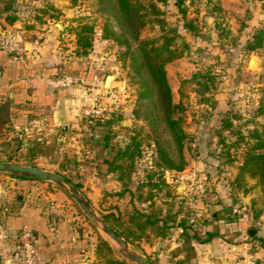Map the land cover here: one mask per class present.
<instances>
[{"label": "rangeland", "instance_id": "obj_1", "mask_svg": "<svg viewBox=\"0 0 264 264\" xmlns=\"http://www.w3.org/2000/svg\"><path fill=\"white\" fill-rule=\"evenodd\" d=\"M151 1L154 6L150 0H142L145 24L138 39L124 26L115 0H14L0 16V27L10 23L13 27H53L60 31L58 49L68 60L86 61L105 74H115L107 87L104 77H98L96 87L115 99L114 110L129 111L119 112L118 120H126L129 133L139 141L140 154L131 182L142 184L139 195L152 196L153 206L160 207L159 217L172 225V232L179 231L180 237L185 232L207 237L206 221L215 211L228 207L231 214L246 222L245 237L264 244V191L254 177L245 174L243 179L237 178L241 150L230 145L240 133L247 139L249 129L262 118L258 110L264 99V43L248 50L246 41L257 28L264 27V0H185L184 14L175 0ZM82 21L93 27L92 47L86 55H76L75 36L65 27ZM39 34L32 36L41 41L45 36ZM164 35L173 36V46L181 51L180 57L166 64L177 104L174 115L181 116L187 133L181 169L158 162L159 147L175 163L181 160L155 92H146L151 82L138 50L140 39L158 43ZM252 57L256 63L250 61ZM227 121L230 125L225 128ZM230 152L235 155L233 160ZM48 158L46 163L51 164V156ZM54 169L62 172L59 166ZM73 201L82 213L81 226L92 231L96 239L106 238L115 256L131 262L120 245ZM123 201V222L135 225L128 214L136 206L128 195ZM158 230L151 228L127 241L128 247L144 254L152 264H167L170 252H155Z\"/></svg>", "mask_w": 264, "mask_h": 264}, {"label": "crops", "instance_id": "obj_2", "mask_svg": "<svg viewBox=\"0 0 264 264\" xmlns=\"http://www.w3.org/2000/svg\"><path fill=\"white\" fill-rule=\"evenodd\" d=\"M13 1L0 0V16L5 15ZM13 26L10 23L0 27V160L31 163L57 171L54 168L60 167L59 162L51 160L47 164L49 156L33 151L35 144H52L53 151L61 155L70 149L81 180L79 190L97 213H125L126 195L132 205L147 209L136 191L134 176L130 190L123 191L117 173L108 169L121 137L129 133L124 128L126 120H118L119 112L128 114L127 108H117L106 115L104 120L109 127L102 124V119H80L81 106L100 90L96 87L99 76L68 75L74 79L70 87L52 88L47 82L51 71L69 61L58 49L60 31L53 27ZM33 33L45 37L40 41L33 38ZM111 97L106 91L105 100L115 103ZM75 122L78 127H71ZM25 149L28 151L22 153ZM214 214L206 221L205 231L207 224L214 222ZM243 221L242 217L238 221L223 219L225 232L204 241L190 235L188 250L184 233L180 237L175 230L168 238L157 236L155 252L160 255L170 252L171 262L167 264L257 261L262 243L245 237L248 231ZM81 224L82 213L61 186L49 180L0 171V264H24L20 234L26 229L32 234L34 264H102L95 252L96 235ZM260 259L264 264V253Z\"/></svg>", "mask_w": 264, "mask_h": 264}, {"label": "trees", "instance_id": "obj_3", "mask_svg": "<svg viewBox=\"0 0 264 264\" xmlns=\"http://www.w3.org/2000/svg\"><path fill=\"white\" fill-rule=\"evenodd\" d=\"M115 2L124 26L128 28L135 39H138L139 31L145 24V13L143 11V8H145L144 3L142 0H115ZM150 2L151 5L154 6V3L151 0ZM184 2L185 0H175V4L183 14L185 13ZM65 28L68 31L73 32L75 36V47L73 49L75 54L86 55L92 47V25L87 21H82L75 27ZM172 41L173 36L171 35H164L162 41L158 43L140 39L138 42V50L142 58V65L146 67L151 82V85H146V92L149 93L151 89L155 92L157 103L160 106L165 119L166 127L177 144L181 160L180 163H175V161L168 155V152L159 147L161 160L158 159V162L167 168L181 169L184 165L182 150L187 133L181 125V116L174 115L177 104L172 98L171 86L166 69V64L169 61L181 56V51L173 46ZM263 43L264 27H260L257 28L253 32L251 38L246 41V48L248 50H254L261 47ZM65 74L82 77H93L95 75L99 77L105 76V73L100 68L94 67L91 63L76 60H69L61 65H56L51 71L52 76ZM258 114L262 118L261 120L256 121L253 127L249 129L246 134L247 139H245V135L240 133L239 138L237 137L230 145L235 144V148L241 150V162L237 178L243 179L245 174L254 177L260 183L264 191V99L259 104ZM101 122L107 127L110 126L104 119H102ZM229 125L230 122L227 121L226 125L223 126L228 128ZM124 128L126 129L127 127ZM121 139L122 141H120L116 153L108 163V169L117 173V178L121 180L124 187L123 191H125L130 190L129 184L133 178L135 162L140 154V149L139 141H135V137L131 135V133H124ZM107 141H109V138H107ZM221 141L225 142V137H222ZM27 151L28 149H25L22 153H26ZM33 151L41 152L49 157L51 156L53 161L59 162L61 169H64L67 173L65 174L63 171L61 172L59 170L58 172L63 174L68 180L80 188L81 180L76 170L77 164L73 151L68 149L61 155L58 152L53 151L52 144L45 145L40 143L35 144ZM229 154L232 156L230 157V160H233V156L235 155L231 152ZM10 174L21 177H32L23 174ZM149 182L152 185H157L156 181H152V179H149ZM141 186L142 184H136L138 196L141 198L143 197L144 201L148 200L149 203L147 204V209L142 210L135 207L133 211L128 214L131 220L134 221L135 225L124 223L122 213L115 214L114 212H107L102 214L103 218L114 232L126 241L136 239V237L145 234L147 230H150L151 228L159 229L157 235L168 238L172 232V225L167 224L166 221L159 217L158 213L160 207L153 206L154 201L152 200V196L144 197L139 195ZM239 218L240 217H237L236 214H231L229 208L217 210L214 214V222L207 224V237L201 238L198 235H195L194 237L200 241H204L211 238L213 235L224 233L223 219L238 221ZM242 225L244 228L247 227L245 221H243ZM184 236L188 239L185 244L187 250L191 249V245L189 244L190 235L185 232ZM95 252L102 264H134L115 256L113 246L102 236H97ZM259 253L261 257L264 253V244L260 245ZM260 257L256 255L257 261L261 264ZM148 261L152 264L150 260Z\"/></svg>", "mask_w": 264, "mask_h": 264}, {"label": "water", "instance_id": "obj_4", "mask_svg": "<svg viewBox=\"0 0 264 264\" xmlns=\"http://www.w3.org/2000/svg\"><path fill=\"white\" fill-rule=\"evenodd\" d=\"M255 58L252 57L250 61ZM249 61V64L251 62ZM115 78V74L107 73L104 76V86H109L110 82ZM110 122V119L106 120ZM0 171H5L14 174H23L27 176L36 177L39 179L49 180L65 189L68 194L79 204V206L84 210L87 216L93 220L98 226L113 240H115L121 247V251L128 258L129 261L135 262L137 264H150L147 257L144 254L131 250L128 247V243L125 239L119 237L110 225L105 221L103 216L98 214L92 207L89 200L81 193L79 188L70 180H68L63 174L34 166L31 164H24L17 161H5L0 160Z\"/></svg>", "mask_w": 264, "mask_h": 264}, {"label": "built area", "instance_id": "obj_5", "mask_svg": "<svg viewBox=\"0 0 264 264\" xmlns=\"http://www.w3.org/2000/svg\"><path fill=\"white\" fill-rule=\"evenodd\" d=\"M41 37V35H39ZM38 40V38H37ZM48 84L54 89L68 88L73 84V79L68 75H55L47 79ZM105 92L96 91L89 102L85 103L79 109L80 119H104L106 115L114 110L113 103H110L104 98ZM71 127L77 128L78 123L75 122ZM192 174H194L192 172ZM20 249L22 253V260L24 264H34V250L32 243V234L30 230L26 229L20 234ZM247 264H259L255 259H250Z\"/></svg>", "mask_w": 264, "mask_h": 264}, {"label": "bare ground", "instance_id": "obj_6", "mask_svg": "<svg viewBox=\"0 0 264 264\" xmlns=\"http://www.w3.org/2000/svg\"><path fill=\"white\" fill-rule=\"evenodd\" d=\"M255 63H256V61L255 60H253Z\"/></svg>", "mask_w": 264, "mask_h": 264}]
</instances>
